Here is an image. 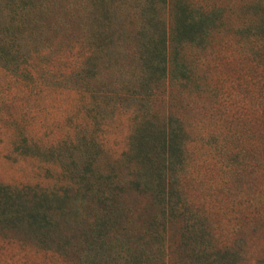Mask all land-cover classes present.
<instances>
[{
    "label": "rangeland",
    "instance_id": "rangeland-1",
    "mask_svg": "<svg viewBox=\"0 0 264 264\" xmlns=\"http://www.w3.org/2000/svg\"><path fill=\"white\" fill-rule=\"evenodd\" d=\"M258 1L174 0L175 7L179 3L182 10L186 4L192 5L186 8L182 21L191 19L195 6H206L207 9H211V5L217 9L225 7L227 14L213 15L192 31L189 26L186 33L174 28L177 22L172 18L169 53L161 59V66L154 71L151 69L148 75H101L106 77L111 91H114L113 105L117 107L108 116L104 130L85 117L83 107L88 103L89 95L80 86L81 75L65 79L60 70L55 75H42L40 84L35 86L32 82L21 84L22 81L11 80L12 74L0 68V184L60 185L64 180L63 163L67 164L68 156L70 161L72 153H79L72 151L67 141L78 134L80 125L86 124L97 135L99 133L96 140L99 148L93 152L98 156L95 169L105 174L108 172L115 179L109 191V180L103 186L111 197L107 205L99 206L96 202L97 207L93 208L92 201L86 219L79 218V225L69 221L63 227L61 244L55 252L52 246L46 249L45 244L34 242L37 244L34 245V239H26L14 230L0 232V264H178L181 263L178 261L181 253L184 264L201 261L199 256L193 259L188 256L190 251L182 245L183 241L191 239L202 243L210 227L219 239L228 223L220 208L224 205L222 193L217 198L216 210L209 212L203 207V203L208 204L204 202L207 189L202 190L203 183H208V175L205 178L206 174H203L199 190L196 182L199 180L191 175L190 170L193 154L187 149L191 151L190 143L196 139L198 127L200 134L208 133L212 126L216 131L212 134L211 141L215 146L209 148L208 162L220 158L217 150L214 156L213 149L224 143L227 129L236 132L248 127L251 132L254 130V135H250L253 142L258 138L264 140L258 128H252L246 119L241 121V114L246 110L254 114L258 105L264 107V100L260 103L257 97L260 75H253V55L249 51L245 53L246 49L253 47L252 41L240 44V40L249 39V35L243 38L236 35L235 39H230L235 26L252 17V7L259 5ZM159 3L155 2L150 16L152 20L146 24L147 32L141 38L147 39L151 35L148 30L152 29L153 20L155 22L157 17L164 19L163 5L160 3L161 7ZM228 3L237 11L241 7L240 20L234 26L237 16L231 11V17H227L230 13ZM138 25L132 24L128 29L124 50L135 41L132 36ZM159 26L155 24L152 31ZM130 40H133L131 45ZM79 52L74 50L77 58ZM128 63L126 59L124 66ZM71 65L70 61L66 68ZM246 71L248 75H245ZM72 82L78 86L72 87ZM139 113L144 115L143 137L134 145ZM168 129L173 134L171 154L166 151L165 131ZM52 139H64L68 143L63 145L64 158H48L43 151V145ZM230 139L236 145L251 149L249 151L256 158L257 152L262 150V146L252 144V147L246 140ZM134 147L135 150L143 149L144 154L131 152L130 148ZM199 155L201 158L207 156L204 148ZM186 157L189 160L187 165ZM194 158L196 161L195 155ZM162 168L167 171L166 186L160 181ZM200 169L201 173L205 171L204 167ZM146 175L150 177L153 191H143L145 186L137 185L141 177L148 181ZM254 176L249 173L245 179ZM126 181L129 182L124 184ZM258 184L262 187L259 192L255 190ZM153 185L157 190L159 186L165 187L171 201L166 204L163 194L160 197L154 193ZM244 193L246 199L252 198L254 203L263 205L264 183L261 184L259 179L256 186L246 187ZM246 199L243 200L247 203L244 211L249 213L253 205ZM80 203L81 199L77 201ZM98 209L100 220L94 225L92 215ZM244 231L241 235L246 252H241L236 264H264V216L261 220H251V226L245 227ZM91 239L93 245L89 246Z\"/></svg>",
    "mask_w": 264,
    "mask_h": 264
},
{
    "label": "trees",
    "instance_id": "trees-1",
    "mask_svg": "<svg viewBox=\"0 0 264 264\" xmlns=\"http://www.w3.org/2000/svg\"><path fill=\"white\" fill-rule=\"evenodd\" d=\"M155 2H160L163 5L165 17L164 19L157 17L155 22L153 20L152 29L148 30L151 31V35H148L147 39L141 38L147 32L146 24L152 18L150 16ZM229 3L227 8H230L228 9L230 13L227 17H231V11L235 12L237 16L233 23L234 26L240 20L241 7L237 11L234 9L235 7L231 8ZM258 3L259 5L256 4L252 7L253 14L249 21L247 22L246 18L241 21V25L235 26L230 39L249 35V39H241L240 44L252 41L253 47L246 49L245 53L249 51L253 55V75H260L257 81V97L260 98L261 103L264 100V0H259ZM191 6L186 4L182 10V5L179 3L175 7L174 0H0V68L5 73L12 74L11 80L22 81L21 84L32 82L35 86L40 84L42 75H55L60 70H62L61 75H64L65 79L69 76L73 78V75H81L80 86L89 95L88 103L83 107L85 117L89 122L93 120V124L95 123L97 127L104 130L108 116L117 107L113 105V100L116 98L114 91H111V86L109 87L105 80L106 77L101 75H148L151 69L154 71L161 66V59L170 49L172 38H170L169 29L172 18L177 22L174 28L186 33L189 26H192V31L202 21L213 15L227 14L225 7L217 9L211 5V9H207L206 6H195L191 19L182 21L181 17L185 14L186 8ZM188 13L190 14V12ZM138 23L139 25L132 36L135 41L130 40V45L132 42L133 44L124 50L128 29L132 24L135 26ZM155 24L156 27L158 24L160 26L153 32ZM231 28L233 29L232 26ZM74 50H80L79 58L74 54ZM126 59L129 63L125 67ZM70 61L71 67L66 68ZM245 75H248L247 71ZM71 86L78 85L72 82ZM126 96L127 94L124 97ZM241 115V121L244 119L249 121L251 127L258 128L260 135L264 137L263 106L258 105L254 114L248 109ZM138 117L134 145L142 141L141 130L144 124V115L139 113ZM90 126L92 127V124ZM79 127L78 134L75 133L69 140L67 139L72 151L76 150L79 153L75 152V155L72 153L71 162L68 156L67 164L63 163L64 180L60 185L44 187L40 184L20 186L8 183L0 184V232L6 229L14 230L26 239H34L33 243L47 245L46 249L52 246V250L55 252L57 246L59 247L61 244L60 236L63 233V227L69 221L71 223L73 220L79 225V218L86 219L87 209L91 206L92 201L93 208L97 207L96 202L99 206L107 205L106 202L111 198L107 191L111 189L115 179L108 172L105 174L100 170L99 172L97 168L95 169L94 163L98 156L93 155V152L97 147L96 140L99 133L97 135L95 131L89 129V124ZM167 131H165L168 142L166 151L171 154L173 134L169 129ZM252 132L248 127L236 132L227 129L224 143L216 145V148L213 149L214 156H216V150L221 156L212 162H208L207 159L209 148L215 146V143L211 141L212 136L216 134L214 126L208 133L201 134L198 127L196 129L197 137L190 143L191 151L189 148L187 149V152L193 154L190 164L193 174H189L199 180L196 181L199 190L203 174H206L205 178L208 175V183H203L202 187V190L207 189L204 202H208V204L203 203V207L209 212L216 210L217 198L222 193L224 205L220 208L226 215L225 221L228 223L219 239L210 227L209 233L207 232L202 243L191 239L183 241L182 245L189 249L188 256L191 259L195 256L200 257L201 261L198 264H236L241 252H246L243 248L241 235L245 232L244 228L251 226V220H261L264 216V201L263 205L256 204L252 198L246 199L248 197H245L246 193H244L246 187L256 186L258 179L261 184L264 183V140L261 141L258 138L253 142L250 135H254V130ZM232 137L241 141L246 140L250 145L262 146V150H257L260 153L257 152L256 158L254 154H251L252 151H249L251 149L234 144L230 139ZM67 142L64 139H52L43 145V151L48 155V158H64V155L62 156L63 145H68ZM203 148L207 156L204 155L201 158L199 154ZM130 150L137 155L144 154L143 149L135 150L134 147ZM97 151L99 149L96 150V153ZM194 155L197 157L196 161ZM131 158L133 160L134 157ZM204 158L205 160H202ZM185 160L187 165L189 160L187 157ZM85 162L87 163L85 164ZM201 167L205 169L202 173ZM166 172L164 168L159 172L161 173L160 181L163 182L162 185L165 183V186ZM249 173L254 174V178L245 179V175ZM142 175L144 176V172ZM146 177L148 181H145L146 179L143 181L141 177V181L139 178L137 185L145 186L143 191L150 189L153 191L150 177L147 175ZM106 182L108 184L107 191L103 188ZM128 182L126 181L124 184ZM259 185L255 189L258 192L262 189ZM153 186L154 193L160 197L163 194L166 204L171 201L165 187L162 189V186H159V190H157L156 185ZM238 198L240 199L238 200ZM79 199H81V203L77 204ZM244 199L253 205V210L249 213L247 210L244 211L247 207V203H243ZM99 214L98 209L92 215L94 225L96 221L100 220ZM239 215L241 217H238ZM174 216L175 214L172 218L170 217V224H172ZM71 217L72 219L69 220ZM249 217L250 219H248ZM214 240H217V243ZM35 243L34 245H37ZM91 244L93 245L92 239L89 246ZM183 258L181 253L178 261L182 264L185 262ZM181 263L178 262V264ZM175 264L177 263L175 262Z\"/></svg>",
    "mask_w": 264,
    "mask_h": 264
}]
</instances>
